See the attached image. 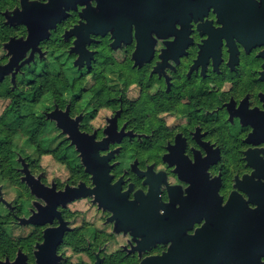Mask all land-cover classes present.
<instances>
[{"label":"flooded vegetation","instance_id":"obj_1","mask_svg":"<svg viewBox=\"0 0 264 264\" xmlns=\"http://www.w3.org/2000/svg\"><path fill=\"white\" fill-rule=\"evenodd\" d=\"M103 2L105 3V0ZM122 2L126 8L130 4L131 12L146 9L148 15L150 10H154L153 0H146L144 4L141 0L108 1L111 8L120 6ZM66 5L74 8L51 29L49 37L40 41L43 55L36 52L31 61L34 63L46 57L45 52L48 50H44V47L48 41L67 47L64 59L69 63L68 71H44L39 74L55 78L58 75L69 80L50 81L62 82L65 86L58 90L57 94H53L51 100L44 103L41 99L36 104L37 124H49L54 128L52 134L47 136L43 135L42 131L40 138L55 143H67L61 148L70 147L75 151L73 154L76 155L77 166H68L70 176L67 179L83 182L88 178V173L80 152L71 144L69 135L58 126L59 121L49 118L48 114L56 108L62 112L67 111L75 114L83 127L87 126L89 117H95L98 108L101 119H112L107 117V111L114 110L117 122L113 119L112 125L103 130L107 134L106 140L109 141V146L105 149L109 155L108 159L98 155V150L102 148L100 145L97 152L93 153L94 166L104 175L106 170L108 172L110 159L114 173L120 175L124 171L122 162L127 160L131 171L125 175L129 178L135 176L133 192L147 187L146 183H151L152 187L147 196L140 190L136 201H130L128 194H122L120 191L124 178L121 176L117 185H111L110 177L107 185H99L100 189L96 191L98 199L105 206V214L111 210L107 205L121 209L125 207L135 213L132 221L145 222L144 230L140 229L141 227L136 231L131 228L134 233L144 238L138 245L141 252L135 248L129 250L127 245H123L112 255L101 260L100 253L104 248H101L100 244L111 234H106L103 229L97 230L96 227H87L85 230L84 227L72 228V217L75 215L67 210L61 215L43 211L45 217L49 218L47 220L57 216L56 223L59 226L61 218L68 226L62 240L57 241L56 248L61 242L60 248L64 253L66 248L77 254L86 253L93 258L92 264H143L142 258L148 255L143 252L145 248L154 246L157 241L167 242L171 239L174 243L170 251L153 256L156 258H153L154 262L147 264H229L230 254L234 252L241 256V264H258L259 256L264 254V232H252V237L247 238V231L233 230L232 222L245 219L247 215L244 213L246 214L250 207L243 196L236 192L231 196V192L239 190L247 196L244 189L250 194L252 202L259 203L264 199V183L255 179L256 176L264 177V158L259 156V152L264 149H253L261 147L258 143L264 141V111H248L246 106L248 100L251 106L264 109V45H259L264 43V4H258L256 0H209L208 5L207 2L199 0H163L156 9H161L158 11L168 21L157 33L161 36L175 34L177 39L174 36L161 38L156 50V41L152 37L154 30L149 34L144 33L139 39L136 27H133L132 40V23L107 21L103 15L98 17L96 15H99L101 8H93L90 4L88 8L85 4L78 5L80 11L75 7V0H65L64 9ZM213 5L219 19L213 9L205 20L211 19L215 23L220 20L223 27H214L212 21H205L200 25V22L194 21L195 43L185 53L187 46L193 42L189 38V32L192 31L190 21L203 20ZM106 6L107 4L104 10ZM86 8L87 12L84 13L87 14L88 20H91L83 31L84 40L89 42L88 50L83 54V61L75 65L80 54L73 52L72 48L78 36L67 34L85 20L81 13ZM16 9L21 10V0H0V19H3L7 28L15 30L6 41L14 36L25 39L28 35L26 25L7 23L5 13L13 14ZM149 20L147 28L156 26L153 18ZM177 22L182 23V29L176 28ZM118 26H122L124 32L122 30L115 35ZM108 28L113 32H107ZM90 32H98L93 33L91 41ZM234 37L242 42L237 41L236 45ZM206 38L208 39L200 47ZM121 41L127 43L121 45ZM2 44L4 47L5 41ZM30 55L31 50L27 51L24 59ZM209 57L212 58L207 66ZM8 61L9 58H4L0 63ZM26 65L19 71L21 74ZM7 77L15 83L11 74L5 79ZM40 79L41 77L37 82L39 87L43 83ZM248 123H252L254 127ZM116 128H119V133ZM98 133L100 129L94 132ZM185 140L188 155L195 159L197 151L196 163H192L184 154ZM198 151L206 158L201 159ZM52 155L55 157V154ZM170 161L178 164L173 165ZM151 164H155L160 170H169L170 176L177 184L188 185L189 181L185 180H190L189 195L185 197L180 186L170 187L171 194H168L167 199L171 202L163 203L158 192L160 183L166 180V174H155L150 168L147 173L149 180L146 183V177L142 176ZM250 165L256 169L251 176L246 174L253 170ZM177 167L181 177L175 171ZM208 167L221 181L219 177L209 179ZM22 168L23 165L20 170ZM29 168L34 174L30 166ZM241 174H245L243 180L239 178ZM39 175L42 178L48 176L44 171H39ZM105 181L103 177L101 182ZM53 183L55 184V179ZM221 184L222 195L225 200L229 199V203L224 207H221L223 198L217 194ZM126 186L130 191L134 187L131 183ZM61 187L67 188L68 185L65 183ZM34 195L39 196L37 193ZM82 199H88L92 205L95 204L90 196L75 199L73 203ZM178 201L182 205L180 208L176 207ZM36 202L34 199L32 204ZM21 205L19 202L9 207L13 222L33 229L27 237H11L10 243L0 251V254H5L4 262H15L22 254L24 259L28 258V264H41V261L52 264L56 258V249L54 257L48 252L40 257L41 261L36 253V246L41 238H45V230L50 222L21 224L18 217H30L33 211V207H30L29 214L22 216ZM61 207L65 206L61 203ZM161 207L166 209L164 215L159 213ZM203 217H207V223L199 229L201 223L194 225V222ZM116 218L117 230L125 229V225H119L121 217ZM104 223H111L113 232H116V221L111 220V217L105 219ZM191 227L192 232L197 231L195 235H188L187 230ZM54 235L56 236L57 232H54ZM123 235L126 236L127 233ZM166 248L167 245L162 243L153 251L160 254ZM167 254L169 256H166ZM57 261L58 259L55 264Z\"/></svg>","mask_w":264,"mask_h":264},{"label":"water","instance_id":"obj_2","mask_svg":"<svg viewBox=\"0 0 264 264\" xmlns=\"http://www.w3.org/2000/svg\"><path fill=\"white\" fill-rule=\"evenodd\" d=\"M64 1L65 0H52V3L49 5H40V4H28L27 0H21V10L16 9L14 13L10 15L8 12L5 13L8 18L7 19L8 24L15 25L21 23L26 25L28 30L27 37H30V39L28 42H23L25 40L24 38H17L14 36L11 37L7 41V43L4 44L5 48L10 47L12 51L16 53V55L14 56L13 59H9L7 63H0V83L5 79L6 76L10 74L12 75V80L15 82L17 73L21 70V68L24 65L30 63L34 59V55L36 52H39L40 54L43 55L42 48L39 45L38 47L31 45L36 44L38 41L40 43L41 40L49 37L48 28L50 26H54L56 21L58 20L61 21L62 19L67 17V13L63 8ZM108 1L109 0H105L104 3L103 0H101L100 2L101 9L99 15L96 16L99 17L103 15L106 17L107 21H112L116 23H124L125 21L128 23L135 22L137 25L136 34L139 39L142 38V35L144 33L149 34L151 33L152 30L159 32L167 24L168 20L161 15L162 14L161 12L158 11L161 9H156V6L160 5L163 2V0H153L154 10L153 11L150 10L148 15L146 9H143L142 11L132 10L131 12L129 7L130 4H128V8H126L127 6L124 4V2H122V4L120 6H117L116 8H111L109 7L110 3H108ZM145 1L146 0H141L143 4L145 3ZM199 1L201 2L205 1L207 2L208 5L209 0H199ZM80 2H84V0H80ZM106 4H107L106 6L107 8L104 10L105 8L104 6ZM66 7L69 6L66 5ZM84 12H87V9ZM84 12L81 13V15L88 17L87 14H85ZM148 16L150 19L153 18V21L156 24V26H154L153 28H147L148 23H150ZM89 21L91 20L89 19ZM170 21L174 22V20H170ZM87 26L88 25H78L67 34V36L77 35L76 33L79 34V39L77 38L78 39L77 46L75 43V46L72 48L73 52L80 54L78 59L75 61V65H78L83 61L84 58L83 54L87 51V49L85 48V44L88 40H84L83 38L84 27ZM122 30H123L122 26L116 27L115 35L117 32ZM29 50H31L30 57L24 59L27 51ZM18 59L19 61L17 62ZM80 66H82V64ZM67 113H68L67 111L62 112L61 110L56 108L54 111L48 114V117L57 119L59 121L58 126L61 129H63L64 133H67L69 135V138L71 139V144L75 145L79 152H80V148L83 149V155L85 157V162L88 165V169L95 173V180L98 184V187L94 190L96 192L97 190L100 189L99 185L101 184L107 185L110 176L107 175L108 174L107 170L105 174L102 175L101 172H99L95 168L93 163L94 160L93 153L97 152L98 146L100 145H102V147H107L108 140H106L105 143L97 144L93 141V137H88L87 134H81L77 130L76 121L69 119ZM80 155H82L81 152ZM106 158L108 159V157ZM19 160L22 162L23 165L21 171L24 173V176L22 177V180L28 183L33 193H37L38 195H43L49 200V206L47 208H41V213L38 216L33 217L31 215L30 217H18V220L21 224L45 223V221L49 218L45 217L43 211H47L51 214H59L56 211V204L66 203L68 200L73 198L79 199L85 197L87 196L85 194H89L90 191H92L84 187L83 184L78 190H74L71 187H69L67 191L59 192V193L56 192L54 189H48L44 187L42 184H40L38 180L32 178L33 173L31 172L29 168V163L26 161V159L20 156ZM103 177L106 179L105 182H101ZM0 200L5 204H7V206L12 207V204L9 203L3 197V195L0 196ZM258 204L259 207L257 209L253 210L249 208L247 213L246 214L244 213V215H247V217L245 216V219L234 220L232 222L233 230L247 231L246 233L247 238L252 237V232H264V199H262ZM107 207L115 210L116 217H121V222L119 223V225L120 226L125 225L126 227L125 229L133 228L135 231L137 230L138 227H141L140 229L143 230L145 229L146 227L145 222L132 221V219H134L133 216L135 213H132L125 207L122 209L116 206L112 207L111 205L110 206L107 205ZM141 210L142 208H140L139 212H141ZM208 225L209 224L206 225L207 228ZM65 228H66V222H64L63 219L61 218V226L59 229L45 230L44 237L45 239H47L46 244L41 246V251L37 253L40 261H41L40 257L47 254L48 252H51L54 257L56 243H58L57 241L62 240V236L65 231ZM54 232H57L56 236L54 235ZM248 232H249V236H248ZM166 256H169V254H167ZM24 257L25 256L21 254V257H18L15 262H12L10 264H24L25 261ZM153 258L154 257L147 258L144 261V264H147L149 262H154ZM160 258L162 259L163 257ZM240 258L241 256L238 253L234 252L230 254V260L228 261V263L231 264L235 260L237 264H241ZM56 259H59V257L56 256L52 264L56 263ZM3 264H9V262L8 261L3 262ZM41 264H46V263L41 261ZM96 264H99V262H97Z\"/></svg>","mask_w":264,"mask_h":264},{"label":"clouds","instance_id":"obj_3","mask_svg":"<svg viewBox=\"0 0 264 264\" xmlns=\"http://www.w3.org/2000/svg\"><path fill=\"white\" fill-rule=\"evenodd\" d=\"M100 2H101V0H87V2H80V0H76V6L75 7H77L80 4H85V5H87V8H88L89 7V4H90L93 8L99 9ZM27 3L28 4L49 5V4L52 3V0H27ZM256 3H258V4H264V0H256ZM71 8H74V7H65V12L67 13V15L70 14V9ZM86 9H84L83 12ZM213 9L215 10V13H216V15L218 16V19H219V14L216 11L215 6L213 5L209 9L208 14L203 17V20L192 19L190 21L192 31L189 32V38L193 42L190 45L187 46V48L185 50V53L188 51V49L190 48V46L193 43H195V40L193 38V22L194 21L200 22L199 25L201 23L205 22V21H212L214 27H216V28L223 27V22L220 21V20H219V23H215L211 19L205 20V17H208L209 14H210V12H211V10H213ZM77 11H80V9L78 7H77ZM84 17H85V20L81 24L87 25L89 23V20H88V18L86 16H84ZM59 21L60 20L56 21V23H55L54 26H50L48 28L49 35L51 33V29L54 28V27H56L58 25ZM133 27H136L137 28V25H136L135 22H133L132 23V26H131V30H132V40H133ZM176 28L178 30L179 29H182L183 28L182 23L177 22L176 23ZM199 29H200V27H199ZM109 31H112L113 32L112 29H108L107 30V32H109ZM200 31H201V29H200ZM93 33H98V32H90L89 33V40L90 41L93 39ZM205 33H207V32H205ZM76 34H77L78 39H79V34L78 33H76ZM207 34H209V33H207ZM170 36H174L177 39V37H176L175 34L168 35V36H161L157 32L154 31L152 33V37L156 41V43L154 45V49L156 50L157 44H158V42L160 41L161 38H167V37H170ZM29 39H30V37H26L23 42H28ZM78 39L75 42L76 43V46H77ZM207 39L208 38H206V39H204L202 41L200 47L204 44V42ZM233 39L235 40L236 45H237V41H241L239 38H236V37H234ZM132 40H131V42H132ZM169 42H171V41H169ZM5 43H7V41H5ZM88 43L85 44V48L87 50H88V48H87ZM125 43H127V42L121 41L120 44L123 45ZM38 45H39V41L36 44L31 45V46H37L38 47ZM259 45H264V43H261ZM238 51H239V49H238ZM15 55H16V53L13 52L10 47H7V48H4V49L0 50V60H3L4 58L13 59ZM222 56H223V51H222ZM211 58L212 57H209L208 62H207V66H208L209 60ZM19 59L17 60V62L19 61ZM169 59H170V57L168 58V62H169ZM168 62H167V64H168ZM207 66H206V69H207ZM165 68H167V65H165ZM169 75H171V73H169ZM257 75H261V73H257ZM221 90L223 91V89H221ZM246 106H247V110L248 111H253V110H256V109H259L260 111H264V109H262V108L251 106L248 100H247ZM85 115H86V113H85ZM67 116H68L69 119H71L73 121H76L77 130L81 134H87L88 136L93 137L95 143H103L107 139L106 138L107 134H105L103 132V130L105 128H109L112 125L113 119H115V123L117 122V119H118L116 117V112L114 110H111V109H109L107 111V117L108 118H112V119H101V117H100V109L98 108L95 117H89L88 118V121H87V126H83L82 127L81 126V122L77 119V116L75 114L67 113ZM165 123H167V122H165ZM248 124H250V125H252L254 127V125L252 123H248ZM96 129H100V133L94 134V132H95ZM116 132L119 133V128H116ZM185 142H186V146L184 148V154L191 160L192 163H196V161H197V155H196L197 151L195 153V159H193L187 153V141L185 140ZM258 144H261L262 146L261 147H257V148H253V149H264V141H262V142H260ZM175 145H172V146L174 147ZM108 146H109V141H108ZM108 146L107 147H102V148H100L98 150V155L100 157H108L109 156L107 154V152L105 151V149H107ZM53 147H55V145H53ZM80 152L82 154L81 155V159L84 162V166L87 168L88 178L86 180H84L83 182H79V183L78 182H74L71 179H67L66 180V178L65 177H62V176H56L55 173H53L52 176H47V177L42 178L39 175V171H44L45 173L48 172V169L43 166L44 154L43 153H40V152H37L35 150L25 151L22 154L25 155L26 157H29L31 160L36 161V163L40 166L39 171H37L36 173H34L33 176H32V178L38 180L40 182V184H42L44 187H46L48 189H54L56 192L59 193V192H65V191H67L69 187H71L74 190H78L81 187V185L83 184L84 187L92 190V191H90L89 194H85V195L90 196L91 199L95 202V204L93 205L94 210H95V214L97 215V219L95 221V227L97 228V230L103 228L106 234H111L110 236H108L107 239H105L100 244V247L101 248H104V251L102 253H100L101 260L105 256L112 255L114 252L117 251V249H119L123 245H127L129 250H132V249L135 248V249H137V251L141 252L140 249H139V247H138V245L144 239L143 236L134 233L133 230L130 229V228L129 229H123V228H121L120 230H117L118 220H117V218L115 216V210L111 209L107 214L104 213L105 206L102 205L101 201L97 198V193L94 191L98 187V184H97V182L95 180V173L93 171H90L88 169V165L85 162V157L83 155V149L82 148H80ZM198 152L200 154L201 159L206 158V156L202 152H200V151H198ZM259 156L261 158H264V151L259 152ZM122 163H123L124 171L121 172L120 175H117V174L114 173V171H113V164L110 162V159H109L108 160V166H109L108 167V175L110 177H112V179L110 180V183L113 186L117 185V183L121 181V176H124L123 183L120 185V191H121L122 194L123 193H127L128 194V199L130 201H136V199H137V193L140 190H142L143 193H144V195H146V196L150 193L152 185H151V183H146V181L149 180V177H148L147 173H148V171H149L150 168H151V171L153 173H155V174H160L161 172H164L166 174V180L164 182H161L160 183V185H159V192H158V195H159V197H160V199H161V201L163 203L168 204V203L171 202V200L169 202L168 199H167L168 194H171L170 193V187L180 186V188H181V190L183 192V195L185 197H187L189 195L188 189L191 186V181L190 180H185L184 179L185 181H189V184L188 185L177 184V183H175L174 179L170 176L169 170H167V169L160 170L155 164H151V166L147 169V171H144L143 172L144 175H142V176H145L146 177L145 183H146L147 187L142 188V189H138L135 192H133V189L135 188V184H134L135 176L132 175L129 178L127 175H125V173L131 171V165H130V163L127 160H125ZM171 163L173 165H177L178 164V163H174V162H171ZM250 167L253 170H250V171H248L246 173L249 176H251L256 171V169H255L254 166L250 165ZM177 169H178V167L175 169L176 172H178ZM207 172L209 174V179L210 180H214L217 177H219V176L214 175L210 171V167L207 168ZM179 175H180V173H179ZM180 177H181V175H180ZM244 177H245V174L239 175L240 180H243ZM53 179H55V184L53 183ZM255 179L257 181H260V182L264 183V177L256 176ZM220 181H221V178H220ZM65 183H67L68 187L67 188H62L61 185H64ZM129 183H131L132 186L134 185V187L131 188V191H130V188L126 186ZM221 188H222V184L218 188L217 194H218V196H220V197L223 198L221 200V207H224V206H226L229 203V199L228 200H225L224 195H222ZM237 188L238 189H242L240 187H237ZM243 191L247 193V196L244 195V194H242V192L239 191V190L232 191L231 192V196H232V194L234 192L239 193L241 196H243V198L246 201L249 202V207L251 209H253V210L257 209L259 207V204L256 203V202H252L251 199H250V194L247 191H245L244 189H243ZM0 194H3L5 196V198H9L10 195H11V183H7V184L4 185L3 188H0ZM81 196H83V195H81ZM33 199H35L37 201L35 204H33V211L31 213V215L33 217H35V216H38L41 213V208H47L49 206V200L45 196H43V195H39L38 197H33ZM74 199L75 198L68 200L66 203H62L65 207H61V203L56 204V211L61 215L65 210H67L68 212H72L74 215L83 216V218L86 221H92L93 217L91 215L86 214V211H82V212H79V213L76 212V210L73 207V201H74ZM181 206H182L181 203L178 201L176 203V207L177 208H180ZM159 213L161 215H164L166 213V209L164 207H161L159 209ZM56 217L57 216H53L52 219L45 221V222H50L49 223V227H48L47 230H50V229H59L60 228V226L56 223ZM108 217H111V220L116 221V223H115L116 232H113V226H112L111 223L105 225L104 220L107 219ZM197 222H200L201 223V226L199 227V229H200V228H202L207 223V217H203L199 221H195L194 222V225L197 224ZM14 224H15V222H14ZM66 227H68V226L66 225ZM71 227L72 228H75V227H77V225L76 224H73V225H71ZM192 229H193V227H191V228H189L187 230L188 231V235H195L196 234L197 231L196 232H192L191 231ZM117 233H119V234H117ZM124 233H127V235L124 236L123 235ZM11 235L15 239L16 237H18L19 235H21V233H19L17 231H13L11 233ZM23 235L25 237H27L28 234L27 233H23ZM122 236H123V238H121ZM46 241H47V239H45V238H41L39 240L38 246H36V253H38V252L41 251V246L45 245L46 244ZM162 243L163 244H166L167 245V248L162 253L156 254L153 250L156 249ZM173 243H174V241H172L171 239H169L167 242L157 241L154 246H152L150 248H145L143 250V252L144 253H147L148 255L145 258H142L143 264H144V261L147 258H149V257L158 256V255H162L164 253L169 252L170 249L172 248ZM60 244H61V242L58 244V246L56 248V256L59 257V259L57 261V264H74V261H68L67 260V257L70 254L62 252V250L60 248ZM105 245H108V247H105ZM93 246L95 247V245H93ZM5 259H6L5 256L0 255V264H3V262H4ZM9 264H10V262H9ZM24 264H28V258L27 257H26V259L24 261ZM88 264H92V262L89 261ZM232 264H237V262L234 260L232 262ZM258 264H264V254H262V255L259 256Z\"/></svg>","mask_w":264,"mask_h":264},{"label":"trees","instance_id":"obj_4","mask_svg":"<svg viewBox=\"0 0 264 264\" xmlns=\"http://www.w3.org/2000/svg\"><path fill=\"white\" fill-rule=\"evenodd\" d=\"M63 56L65 55L61 54V56L56 57V60L51 64L53 69H47V66H44L46 70L43 71H68L66 62L60 60ZM23 70V74L21 72L17 74L15 83L10 81L9 77L0 83V99L9 100L0 114V168L19 166L17 161L18 150L27 160L29 157L22 153L35 150L43 154H55L58 160L66 161L69 166L76 167V155L73 154L75 151L70 147L61 148L64 143L41 139L42 131H44L43 135L47 136L52 134L54 128L49 124L39 126L36 122L38 118L36 104L38 101L42 99L45 103V101L51 100V96L57 94L58 90H62L65 86L62 82L51 83L50 81H69L68 78H61L58 75L56 78L39 75L35 67L32 66L24 67ZM39 77L43 82L41 87L37 84ZM22 84L24 86H21ZM18 139H21V149Z\"/></svg>","mask_w":264,"mask_h":264},{"label":"rangeland","instance_id":"obj_5","mask_svg":"<svg viewBox=\"0 0 264 264\" xmlns=\"http://www.w3.org/2000/svg\"><path fill=\"white\" fill-rule=\"evenodd\" d=\"M5 27L6 26L3 23V19H0V30L5 29L4 31H0V33H2L0 34V50L5 48L2 44L3 40L6 41L10 35L15 33V30ZM51 41L53 42V40ZM46 49L48 50V52H45L46 57L44 59L37 60L34 63H28L26 67H35L36 71L41 74L42 72H44L43 70H46L44 69V66H47V69H53V66H51V64H53V61L56 60L57 56H61V54H67V47L64 44H53L48 41L46 43V46L44 47V50ZM60 60L66 62V65L68 66L69 63L66 61V59H64V56L61 57ZM21 86H24V84H22ZM8 102L9 100H6L5 98L0 99V114L3 112V109L8 104ZM18 140L20 142L21 149V139ZM63 145H67V143H64ZM17 155L19 166H16L14 168L12 166H5L0 168V188H3L7 183H11L10 197L5 198L3 194H0V196L3 195V197L11 204H17L21 202V215L27 216L29 214V208L33 207L32 202L35 195L32 192L30 186L22 180V176H24V174L20 170L22 167V163L19 160V157L22 156L20 150H18ZM26 161L29 163V166L34 173L39 171L40 166L36 163V161L31 160L30 158H28V160L26 159ZM43 166L48 169V172L46 173L48 176H52L53 173H55L56 176H62L66 179L70 176L69 167L71 166H69L68 162L62 161L60 159L58 160V158H55L52 154H44ZM73 207L77 213L86 211V214L91 215L93 219L92 221H86L83 216L75 215L72 217V224H76L77 227H84V230L87 227H95L97 215L95 214L93 205L88 199L76 201L75 203H73ZM13 220L14 218L12 217L9 206H7L0 200V251L4 250L7 244L10 243L12 237L11 233L13 231H17L21 233V236H24L23 233L28 234L33 229V227L30 226H19L18 224H14ZM107 238L108 237H106L105 239ZM106 247H108V245H106ZM64 250L66 253L70 254L67 257L68 261H74V264H84L88 263L89 261H93V258L86 253L77 254L75 251L74 253L70 248H66Z\"/></svg>","mask_w":264,"mask_h":264}]
</instances>
